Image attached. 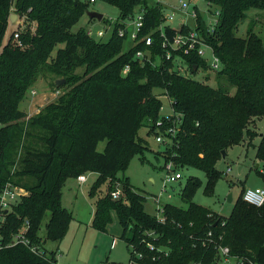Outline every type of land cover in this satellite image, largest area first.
I'll use <instances>...</instances> for the list:
<instances>
[{"label":"trees","instance_id":"1","mask_svg":"<svg viewBox=\"0 0 264 264\" xmlns=\"http://www.w3.org/2000/svg\"><path fill=\"white\" fill-rule=\"evenodd\" d=\"M100 1L117 7L121 19L144 8L147 25L142 34L161 23V8L149 5V0ZM13 2L16 12L26 17V28L20 34V45L13 43L0 54V191L10 182L28 190L29 195L9 215L5 235L9 239L10 232L28 221V237L41 253L23 245L9 247L0 251V264H59L56 252L48 256L39 232L50 214L46 240L62 241L73 219L62 206L66 181L88 172L98 175L90 196L103 184L110 185L96 202L92 227L108 232L115 212L122 227L120 238L130 248L129 262L217 264L219 247H227L239 264H264V204L257 207L244 201L246 189L227 217L194 203L201 181L192 177L182 190L188 208L166 204V222L160 223L146 212V198L128 178H117L135 154L142 156L150 150L139 131L146 120L151 121L149 137L155 123L164 120L160 117L162 102L153 93L162 89L172 100L174 113L163 130L178 124L172 145L164 152L166 163L204 172L210 194L223 176L217 169L223 152L245 143L246 137L252 144L260 136L256 172L264 188V133H254L249 127L264 117V40L253 28L246 37L237 36L247 13L264 9V0H208L220 12L212 35L205 33L199 15V26L223 65L216 74L217 88L168 69L142 66L134 59L142 45L122 53L125 39L116 33L108 42H97L85 29L73 32L89 11L90 4L81 0H0V47ZM156 50L163 53L161 48ZM191 60L205 67L200 58ZM126 65L131 70L123 76ZM79 67L84 68L83 75L76 73ZM43 74L65 80L69 90L25 121L18 105ZM221 78L226 87L220 84ZM229 88H236L233 95ZM101 142H106L103 152L98 151ZM118 189L123 196L115 200L112 193Z\"/></svg>","mask_w":264,"mask_h":264},{"label":"rangeland","instance_id":"2","mask_svg":"<svg viewBox=\"0 0 264 264\" xmlns=\"http://www.w3.org/2000/svg\"><path fill=\"white\" fill-rule=\"evenodd\" d=\"M81 1L89 2V0ZM166 1L173 7L178 8L180 6V0ZM183 1H187L191 6L196 5L206 25H209L214 20L212 15L219 11L217 6H209L208 0ZM155 3V0H149V5H154ZM166 7L169 9L168 6ZM89 10L103 14L104 19L117 20L120 18V10L117 7L100 0L94 4H90ZM247 15V19L240 24L237 30V36L244 38L248 29L253 28L264 40V9L250 10ZM184 21L185 15L178 11L176 19L171 23V26L174 29H178ZM187 21L191 27H195L193 19ZM90 27L98 30L103 28V24L101 22L93 23L87 13H85L72 31L77 32L80 29ZM110 38L111 32L109 31L103 42H108ZM132 44L131 40H126L123 44V51H128ZM61 47L63 45L58 46V48ZM57 49L53 53L54 56ZM83 72V67L76 69V73L79 75H83ZM216 74L200 69L192 79L217 88L219 79ZM122 75L126 76L123 71ZM57 81L59 80L56 75L43 74L29 88L25 97L18 105L19 110L26 115L25 121L30 117L38 115L48 104L55 102L69 90V86H65L66 83L58 87ZM224 81L221 78L220 84L226 87L227 84ZM235 91L236 88H231L229 92L233 95ZM153 93L159 96L163 105L160 117L171 115V104L168 98L164 96V91L162 89H155ZM151 124V121L146 120L144 127L139 131V136L146 138L150 150L146 151L142 156L135 154L127 169L117 174L118 179L127 177L135 190L146 198L145 210L150 215L156 216L157 204L155 199L160 195L162 206L171 204L187 209L188 205L182 199V190L187 181L192 177L198 178L201 181V185L194 196V203L227 217L230 215L234 203L243 189H253L263 185L261 177L256 172L257 165L259 164L256 159V147L259 145L261 139L259 136L253 140L252 144L249 143V138L246 137L245 143L229 148L227 156L217 164V169L222 172L223 176L216 181L212 193L207 194L206 174L194 168L177 169L183 175V178L177 182L167 184L166 192H163V182L167 175L164 152L167 147L156 142L154 132L151 136H147V132L150 131L152 126ZM249 127L254 133L263 134L264 117L255 119ZM105 145L106 142H101L98 146V151L103 152ZM228 169L230 171L226 173ZM84 175L87 177L85 183L80 185L77 179H68L63 189L62 206L72 213L73 219L70 221L69 228L60 243L46 240V225L50 214H47L44 219L39 232L40 237L45 241L44 248L48 256H51V252L56 251V247L59 248V264H128L130 248L120 238L122 227L119 224L116 213L112 212V223L108 226V232H101L92 227L96 202L107 194L110 185L109 183L103 184L97 191V194L92 197L89 193L98 175L91 172ZM116 188H121L122 190L120 185ZM231 198L232 201L230 200ZM235 263L236 260L230 263L220 261L218 264Z\"/></svg>","mask_w":264,"mask_h":264},{"label":"built area","instance_id":"3","mask_svg":"<svg viewBox=\"0 0 264 264\" xmlns=\"http://www.w3.org/2000/svg\"><path fill=\"white\" fill-rule=\"evenodd\" d=\"M98 0H89V4H94ZM156 6L161 8V23L147 34H142L143 30L146 28L147 19L145 9L142 7L136 8L134 14L126 19L117 20L102 19L98 21L96 19H91L94 22H101L103 24L102 29L94 30L92 27L85 29L89 37L93 38L97 42H103L106 35L111 32V38L116 33L120 38L126 40H131L133 43L131 48L122 53L130 52L136 47L142 45V49L138 50L134 56L135 60H138L142 66L150 64L154 69H168L169 72L177 74L185 78H193V76L203 69L207 72L218 73L223 68L222 61L215 52L214 47L207 41L203 29L199 26V15L200 12L196 5H190L187 1L180 0V6L178 8L171 6L166 0H155ZM168 6L169 9L166 7ZM210 6V4H209ZM90 11V10H89ZM168 11V12H167ZM182 12L185 15V21L182 26L178 29H174L171 23L176 19L177 12ZM18 14L16 12L15 2L12 3L11 14ZM220 12L213 14L214 20L209 24H205L206 34L212 35L218 25ZM21 17V26L19 31L15 33L10 43L20 45V34L26 28V17ZM193 19L195 21V27H191L187 20ZM204 21V20H203ZM117 24H119L118 27ZM169 31H171L169 33ZM173 32V33H172ZM110 38V39H111ZM161 48L163 53H159L156 48ZM200 58L204 66H199L194 64L191 58ZM196 68V70H195ZM131 70L130 65H126L123 73L127 75ZM164 96L168 98L170 104L172 105V100L169 99L165 90ZM159 98V96H157ZM163 105L161 107V111ZM174 113L172 111L171 115L163 117L164 120L159 119L153 126L154 132L156 134L155 139L159 144H163L166 147L172 145V136L177 132L178 124H173V126L166 127L163 130L165 124L172 122ZM1 127V124H0ZM167 171L166 179L163 182V192H166L167 184L174 183L183 178V175L177 171L173 162H168L165 165ZM230 169L227 170L228 173ZM80 184L87 181L86 175L79 176L77 178ZM29 192L22 186L16 185L14 183H7L0 191V251L9 247H15L18 245H23L36 254H40L41 250L37 245H35L31 239L28 237L29 222L25 221L24 224L17 230L10 232V238L7 239L5 235L6 228L8 226L9 215L14 211L15 206H17L24 197L28 196ZM123 196L120 189L112 193V198L117 200ZM170 197V196H169ZM244 201L247 203L261 207L264 204V188H253L246 189L243 195ZM157 204L156 207V218L160 223H165V211L164 206L161 205V195L155 199ZM150 249L153 251L155 247L149 245ZM160 250V249H159ZM137 258H142L140 254H136ZM218 263H230L236 260L235 264H239V260L235 257H231L230 250L227 247H219L218 249ZM217 263V264H218ZM128 264H139L137 260H131Z\"/></svg>","mask_w":264,"mask_h":264},{"label":"water","instance_id":"4","mask_svg":"<svg viewBox=\"0 0 264 264\" xmlns=\"http://www.w3.org/2000/svg\"><path fill=\"white\" fill-rule=\"evenodd\" d=\"M88 17L90 19H96L98 21H102V19L104 18V15L98 12H93V11H87L86 12ZM21 17L19 14H10L8 17V24L6 27V31L4 34V38L2 41V45L0 47V54L3 53V51L10 45L13 36L15 35V33H17L19 31V28L21 26ZM196 70V68H195ZM65 80H59L57 81V86L60 87L61 84H64ZM227 156V153L224 151L223 152V158H225ZM259 167V165H257V168ZM232 201V198L230 199Z\"/></svg>","mask_w":264,"mask_h":264},{"label":"crops","instance_id":"5","mask_svg":"<svg viewBox=\"0 0 264 264\" xmlns=\"http://www.w3.org/2000/svg\"><path fill=\"white\" fill-rule=\"evenodd\" d=\"M147 134H148V132H147ZM259 166H260V164H259ZM255 188H263V185L262 186L255 187ZM55 252L57 253L56 259L58 261V252H59V248L58 247H56V251Z\"/></svg>","mask_w":264,"mask_h":264}]
</instances>
